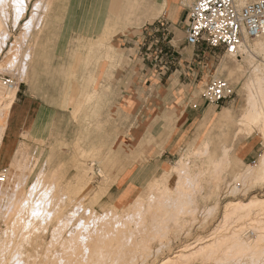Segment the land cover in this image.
I'll return each instance as SVG.
<instances>
[{
	"label": "rangeland",
	"instance_id": "1",
	"mask_svg": "<svg viewBox=\"0 0 264 264\" xmlns=\"http://www.w3.org/2000/svg\"><path fill=\"white\" fill-rule=\"evenodd\" d=\"M35 1L37 0L28 1L29 6L27 13L16 27H13L12 20H9L11 36L8 40L7 46L0 54V63L4 62L12 55L13 52L9 51L11 48V43L19 38L20 35H22L21 37L24 39L22 42V47H20V54L22 55L18 65L12 68L7 67L6 69L4 67L5 69H0V83L5 85V82H9L11 79H14V82L18 83V91L14 101H16L18 95L23 91H28L38 95L40 98L42 97L41 99L48 110L55 109L58 111V113L56 114L54 124H52V128L50 129V133H52L54 137L44 141L33 140L35 145H30L27 143L19 147V149H22L21 155L19 157L22 163L19 164V162H17L15 164L22 166L20 170H17L18 176H20L21 179L19 180L21 181V188L23 189V193L28 191L32 186L30 183L33 182L38 171L44 170L49 172L57 171V173H55L56 179L63 183V185L68 186L71 191H76L81 184L76 177L77 174L80 172L82 175L86 173L87 179L90 181L88 187L83 192L76 194L71 192V195L75 197V199H82L86 205L89 204L93 207L95 206L94 208L97 212L103 213V210L109 205L111 206L123 201V189L121 188L122 186H120V183L124 175H127L126 173L131 172H126L124 168L126 165V159L129 162H133L144 155L139 154L140 146L136 140L133 141L132 147L124 146L122 148L119 144L122 134L126 132L128 133V128H123L121 121H119V118H121L120 116L113 115L109 112V107L106 104L107 95L105 97L99 94L93 95V97H87L88 95L79 96L80 94H77L78 90L75 89L74 86H69V89L67 90L64 85L63 72L58 73L55 70L58 58L53 60V64L49 61L44 62V50L47 49V47H50L51 50V48L54 49L56 46L57 40L55 42L54 40L56 38L55 36L61 32V25H59V23L63 10H61V8L55 9V11L54 9L52 10L54 1L56 2L55 7H58V3L59 5H61V3L58 0V2L56 0H49V5L46 7L47 10L42 9L40 11L38 24L36 27H33L30 34L27 36L25 35L26 33L24 31L25 29L23 25L25 24L27 18L30 17ZM122 1L123 0H117L116 2L117 9L119 10L121 7H124L122 6ZM237 1L240 3V0ZM130 12L131 9L128 8L124 13L128 15ZM50 17L53 18V24H49ZM47 34L54 35L51 42H48L47 38H45ZM113 34L114 32L107 34L106 38L109 40ZM252 41L255 42L254 39L250 40L251 43ZM111 44V41H108L106 45H99L96 47L97 52L94 58H92L93 62L91 64V66L94 67H92L90 70L91 72L89 78L87 75L84 77L86 84L90 83V78L92 77V74H94L96 67H98L99 62L104 57H111L112 49L108 47V45L111 46ZM204 48L206 50H211L212 56H210L208 59L211 69L210 77L216 75L226 78L233 87V95L218 105L210 104L211 109L206 114V116L204 115L205 117L202 116L197 119L190 132V136L185 139V144L179 152L173 155H160L150 151L148 155L145 154V156H151L153 158L149 164H143L144 168L139 170L142 176L139 181L142 183V185H136L132 187L134 192L140 189L148 191L150 186L149 184L155 179L163 178L166 171L168 170L171 187L174 189L173 194H176L174 186L177 180V175L176 172L172 170V168L180 159H183L188 168L190 165L189 170L193 175H197L199 172L204 175L202 176L200 174L201 176H198L200 177L198 180L199 184H194L191 187L192 190L190 189L191 191L189 192L188 197H183L184 200L185 198L186 200H189L192 209L194 207L196 208V212L180 214L179 223L172 219L174 222L173 224L171 220V229L169 231L170 235L173 236L176 232L178 233L179 230V234L182 233L180 234L182 237L185 235L176 243L174 250H177L180 246L193 242L198 237L208 238V236H210L214 230L216 231V228H218L217 226L223 219L225 204L228 201L232 199L245 198L243 201L247 202L254 195L260 196L264 193V183L246 185L243 183L240 184L239 182L237 185L238 189L233 190V187L236 185L233 175L237 173H243L247 170V168H249V166L251 167L259 164L260 159L264 154V139L261 137L259 128L253 125V129L250 132L249 128H246L245 125L240 128L238 125L239 121H237L240 120L242 113L248 106V92L246 89V83L249 81V79L255 77L257 74H259V76H264V49H256L251 47L252 51L247 52V54L244 53L241 55L243 52V50H241L237 56H234L226 52L223 47L210 48L205 44ZM12 49H16V47H13ZM25 55H28L29 57H25ZM240 56H242V60ZM25 58L29 59L24 60ZM21 63L24 65H21ZM25 65L26 68L24 67ZM21 66L25 68V71L22 70L23 68ZM207 82H205V84ZM204 86H198L199 94L203 93ZM252 87L253 91L255 92L256 87ZM92 89V86L88 89L87 86H85L83 91L87 92V90L89 91ZM65 90L67 91L65 92ZM90 94L93 93L90 91ZM190 106L193 107L191 102ZM237 132L240 133L237 134ZM234 133L236 134L233 135ZM62 136L66 137L61 138ZM206 142H208V152L205 154L204 146ZM248 142H250L256 151V156L252 159H244L239 154L240 148ZM133 149L135 151V154L133 153L135 157L131 155L132 153H129V150ZM36 150H38L37 153H35ZM122 150H126V152H122ZM16 155L17 153L14 155L12 161H14ZM213 156L217 157L218 159L221 157L220 159H223L227 164V168H225L226 172L223 171L224 169H222V171L219 169L221 172L218 173H220L222 178H224L223 180L221 179L222 183L220 180V184L212 182L215 179L214 174H218V170L213 166V162L211 160V157L213 158ZM131 157L134 158V160ZM93 163H95V165ZM195 167L196 169H194ZM26 168H33V170L28 174V170ZM198 168H200V170ZM6 170L8 171V174H12V172H14L11 167V163L3 165L0 160V173H4ZM133 171L136 172L137 169ZM48 175L49 176L45 177L46 182H50L54 177L51 174ZM210 175L212 176L211 178L209 177ZM224 180L225 183H223ZM205 185L207 187H205ZM209 187H212V189H209ZM124 197H126V195H124ZM12 198H14L13 195H6L5 193L0 192V232L3 234V231L7 227L5 217L6 215L3 213H5L4 210H6L10 204L9 202H12ZM192 205L196 206L193 207ZM8 210H10V208H8ZM78 211H80V214L83 213L82 209H78ZM6 212L8 211L6 210ZM187 215L188 217L190 216V218H188ZM237 219L232 218L229 221L228 231L234 228L243 227L246 231L244 236L249 238L248 240L254 241L257 239L256 235H254V231L256 232L255 234L258 235V230L253 224L256 222V220L253 218H245L242 220ZM253 226L256 228V230L253 229ZM133 235L135 234L127 233V238L132 237ZM136 235L137 236L135 237L137 238L142 236L145 239V236H148L149 234H144L145 236L139 234ZM262 242L260 241L262 247L259 246L261 248H257V251H259H256L257 255L248 254L247 256L246 254L245 256H242V259H245L243 261L240 259L241 255L240 258L238 257L237 262L235 257H228L225 253H219L220 255L215 256V258H208L209 263L207 262V258L205 261V258L202 259V257H197L195 259L193 258L190 261V264H261L262 260H264V258L262 260L259 259L262 258L260 257L262 253H259L264 249V241ZM123 243L124 246H135L136 243L139 245L140 241L136 240V243H132L125 240ZM169 253L170 252L164 254L161 258H159V260H150L147 263L161 264V260L164 258V256L171 254ZM222 254H225L226 256H223ZM254 255L256 257H258V255L260 256L259 258H256ZM262 255L264 256V252ZM246 256L248 257L247 261ZM230 257L235 259L236 263L233 259L231 261ZM255 258L259 261H257Z\"/></svg>",
	"mask_w": 264,
	"mask_h": 264
},
{
	"label": "bare ground",
	"instance_id": "2",
	"mask_svg": "<svg viewBox=\"0 0 264 264\" xmlns=\"http://www.w3.org/2000/svg\"><path fill=\"white\" fill-rule=\"evenodd\" d=\"M28 1L0 0V54L7 46L11 36L9 20H12L13 27H16L27 13ZM48 1L37 0L34 2L32 13L23 25L25 35L28 36L33 27H36L40 11L42 9L47 10ZM247 1L240 0V4H244ZM20 37L11 43L9 51L13 53L12 55L10 54L11 56L7 60H3L4 62L0 63V69L4 67L6 69L7 67L12 68L20 62L22 55L20 54V47H22L24 40ZM254 40L255 42L252 41L251 43L249 40L245 44L241 55L252 51L251 47L264 49V34ZM13 47H16V49H12ZM109 47L112 49L111 46ZM25 57L29 56L25 55ZM240 58L242 60V56ZM27 59L29 58H25L24 60ZM21 65L24 64L21 63ZM21 67L24 70L26 65L24 66L25 68ZM252 86L256 87L255 92ZM246 89L248 92V101L246 99L248 106L242 113L240 120H237L239 121L238 125L240 128L245 125L246 128H249L250 132L253 129V125L258 127L261 137L264 139V76L257 74L255 77L249 79L246 83ZM17 91L18 83L16 82H5V85L0 83V146L6 129L8 114ZM207 145L208 142L205 143V146L203 145L205 151L202 149L205 154L208 152ZM220 158L211 157L213 166L218 170L217 173L221 172L222 169L226 172L225 168H227L226 162ZM132 159L134 160V158ZM93 164L95 165V163ZM189 168L183 159H180L173 166L172 170L177 175L174 186L176 194H173L174 189L171 187L169 171L167 170L163 178L155 179L149 184L148 191L140 189L136 192H128L126 190L123 192V201L111 206L109 205L103 210V213L97 212L94 208L95 206L86 205L81 198V200H78L71 195V192L74 194L83 192L88 187L90 181L87 179L86 173L83 175L81 172L77 174L76 177L81 184L76 191H71L68 186L63 185V183L56 179L55 174L50 182H46L45 177L49 175L43 171L38 174L30 189L23 193L18 172L14 171L12 174H8V171L4 172L5 179L4 181H0V192L6 195H13L14 198H12V202H9L11 205L8 203L9 205L6 208L8 212L4 210L5 213H3L6 215L7 227L3 231L4 234L0 232V264H148V261L159 260V258L168 252L171 254L169 253L170 255L164 256L161 264H190V261L197 257L205 258V261L207 258L208 262V258H215V256L225 253L228 257H235L237 261L240 255V259H242V256L246 254L248 256V254L253 255L259 252L257 248L261 246L260 241H264V193L260 196L254 195L247 202L243 201L245 198L228 201L225 204L223 219L217 226L216 231L214 230L208 238L198 237L193 242L174 250L176 243L185 235L182 237L180 235L182 233L179 234L180 230L178 233L176 232L177 234L170 235L171 223L173 220L179 223L180 214L196 212V208L194 207L196 205H192L194 207L192 209L189 200H186V198L184 200L183 197H188L189 192L192 190L191 187L198 183L200 179L198 176L202 175V173L197 171L199 173L197 174L196 172L197 175H193ZM200 168L198 169L200 170ZM214 175L215 179L213 177L214 181H211L216 184L221 179H224L220 173ZM209 177L211 178L212 176L210 175ZM233 178L236 181L233 190L238 189L237 185L239 182L246 185L264 183V154L259 164L249 166L243 173L234 174ZM223 183H225V180ZM205 187L207 186L205 185ZM210 188L212 189V187ZM78 209H82L83 213L80 214ZM232 218H238L237 220L245 218L255 219L256 222L253 224L258 230V235L255 234V231L254 235H256L257 239L254 241L248 240L249 238L244 236L246 231L243 227L228 231L229 221ZM254 226L253 229L256 230ZM127 233L135 235L127 238ZM136 234L149 235L145 236V240L142 236L139 238L135 237L137 236ZM125 240L132 243H136V240H139L140 244L136 243L135 246H124L123 242ZM262 251L264 252V249ZM262 251L259 254H263ZM262 254L261 256L258 255V257L254 256L256 258L260 256L262 258L259 259L262 260L264 258ZM231 257L232 261L233 258ZM233 260L235 261V259ZM256 260L259 261L258 259ZM262 263H264V260H262Z\"/></svg>",
	"mask_w": 264,
	"mask_h": 264
},
{
	"label": "crops",
	"instance_id": "3",
	"mask_svg": "<svg viewBox=\"0 0 264 264\" xmlns=\"http://www.w3.org/2000/svg\"><path fill=\"white\" fill-rule=\"evenodd\" d=\"M58 1L61 5L58 3L55 7L54 1L52 10H63L59 23L61 32L55 36V48L44 50V62L53 64L58 58L55 70L63 72L67 90L74 86L79 96L107 95L109 112L120 116L123 128H128L119 144L122 148L132 147L136 140L139 154L144 155L134 162L126 159L124 168L131 172L124 175L120 186L123 192H132V187L142 185L139 170L153 158L145 154L179 152L197 119L206 116L211 109L198 87L211 78L208 62L211 50H206L204 43L192 46L186 42L189 6L195 0H123L124 7L120 10L117 0ZM128 8L131 12L127 15L124 12ZM49 24H53L51 17ZM113 32L108 40L107 34ZM53 36L47 34L45 38L51 42ZM108 41L112 43L111 57L99 62L90 83L86 84L84 77L89 78L94 67L91 64L96 47ZM85 86L93 89L84 92ZM41 98L23 91L10 108L0 160L3 165L11 163L14 171L22 168L15 164L22 163L19 147L27 143L35 145L33 140L54 137L50 129L58 111L48 110ZM129 153L135 154L134 149ZM255 153L250 142L239 150L244 159L254 158ZM27 170L29 174L33 168ZM43 171H38L31 185ZM44 172L53 176L57 173Z\"/></svg>",
	"mask_w": 264,
	"mask_h": 264
},
{
	"label": "built area",
	"instance_id": "4",
	"mask_svg": "<svg viewBox=\"0 0 264 264\" xmlns=\"http://www.w3.org/2000/svg\"><path fill=\"white\" fill-rule=\"evenodd\" d=\"M188 20L187 44L223 47L237 56L249 40L264 34V0H249L244 4L237 0H195L189 6ZM233 92L226 78L213 75L202 95L209 104L218 105ZM4 179L5 173H0V181Z\"/></svg>",
	"mask_w": 264,
	"mask_h": 264
}]
</instances>
